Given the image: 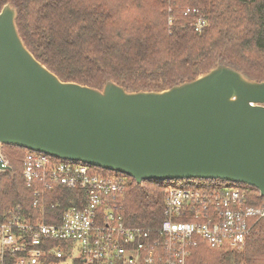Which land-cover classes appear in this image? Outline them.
Returning a JSON list of instances; mask_svg holds the SVG:
<instances>
[{
	"label": "water",
	"instance_id": "95a60500",
	"mask_svg": "<svg viewBox=\"0 0 264 264\" xmlns=\"http://www.w3.org/2000/svg\"><path fill=\"white\" fill-rule=\"evenodd\" d=\"M0 11V144L145 181L221 180L264 196V80L222 61L161 91L62 81ZM13 168L0 156V174Z\"/></svg>",
	"mask_w": 264,
	"mask_h": 264
},
{
	"label": "trees",
	"instance_id": "16d2710c",
	"mask_svg": "<svg viewBox=\"0 0 264 264\" xmlns=\"http://www.w3.org/2000/svg\"><path fill=\"white\" fill-rule=\"evenodd\" d=\"M8 2L18 9L17 27L27 48L65 82L101 89L112 79L131 92L161 91L220 61L264 80V0H0V11ZM187 9H197L208 22L203 31H195L196 17L186 15ZM26 152L2 147L13 173L0 174V224L17 206L39 215L23 177ZM129 182L127 223L159 227L166 186L138 185L131 177ZM221 182L192 179L183 185ZM190 264H264V220L253 227L243 249L216 252L202 244Z\"/></svg>",
	"mask_w": 264,
	"mask_h": 264
},
{
	"label": "built area",
	"instance_id": "2783aa9c",
	"mask_svg": "<svg viewBox=\"0 0 264 264\" xmlns=\"http://www.w3.org/2000/svg\"><path fill=\"white\" fill-rule=\"evenodd\" d=\"M185 13L196 17V32L207 27L197 9ZM23 177L39 215L21 206L7 211L0 264H190L202 244L216 252L243 249L264 220V196L245 184L165 187L163 220L147 228L125 219L127 175L27 150Z\"/></svg>",
	"mask_w": 264,
	"mask_h": 264
},
{
	"label": "rangeland",
	"instance_id": "374dc122",
	"mask_svg": "<svg viewBox=\"0 0 264 264\" xmlns=\"http://www.w3.org/2000/svg\"><path fill=\"white\" fill-rule=\"evenodd\" d=\"M184 182L180 181L177 183V181H166V182H162L161 184L166 186V187H171V186H180L182 185Z\"/></svg>",
	"mask_w": 264,
	"mask_h": 264
}]
</instances>
